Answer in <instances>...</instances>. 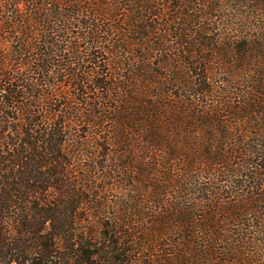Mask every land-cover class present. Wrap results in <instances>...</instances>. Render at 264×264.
<instances>
[{
	"label": "trees",
	"instance_id": "1",
	"mask_svg": "<svg viewBox=\"0 0 264 264\" xmlns=\"http://www.w3.org/2000/svg\"><path fill=\"white\" fill-rule=\"evenodd\" d=\"M0 264H264V0H0Z\"/></svg>",
	"mask_w": 264,
	"mask_h": 264
}]
</instances>
